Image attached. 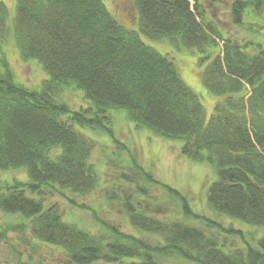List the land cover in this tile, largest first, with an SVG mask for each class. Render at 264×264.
Returning a JSON list of instances; mask_svg holds the SVG:
<instances>
[{
	"label": "trees",
	"instance_id": "obj_1",
	"mask_svg": "<svg viewBox=\"0 0 264 264\" xmlns=\"http://www.w3.org/2000/svg\"><path fill=\"white\" fill-rule=\"evenodd\" d=\"M217 2L134 0V31L118 22L102 0H15L9 27L0 1V48L11 31L21 59L37 62L47 75L38 90L16 83L0 50V171L22 169L27 175L26 181L0 184V215L25 220H0V243L9 244V234L19 233L20 242L32 250L41 244L60 248L70 264H165L168 259L264 264V237L253 246L226 248L225 240L183 219L239 233L201 218L183 194L133 164L131 156L134 173L116 174L119 182L106 187L103 197L109 209L121 207L129 224L155 242L102 221L103 232L87 231L66 222L63 208L49 198L58 195L77 207L76 197L97 189L89 131L106 135L115 147L112 160L123 163L127 149L112 131V112H123L137 128L180 140V153L190 161L212 166L211 210L264 227V49L253 40L224 35L206 7ZM263 11L264 0H236L230 5L232 24L244 28L246 15L255 18ZM245 28L252 31L250 25ZM141 37L167 40L198 56L201 82L216 98L208 121L172 60ZM69 88L83 95L87 108L73 110L61 100ZM155 188L167 205L158 203ZM19 252L13 250L15 264H30L20 260Z\"/></svg>",
	"mask_w": 264,
	"mask_h": 264
},
{
	"label": "rangeland",
	"instance_id": "obj_2",
	"mask_svg": "<svg viewBox=\"0 0 264 264\" xmlns=\"http://www.w3.org/2000/svg\"><path fill=\"white\" fill-rule=\"evenodd\" d=\"M6 7L7 25L10 27L15 15V0H0ZM113 17L123 26L130 30L137 31V12L134 0H102ZM236 0H219L216 5L206 6L213 16V20L225 36L238 37V39H250L259 43L264 49V11L255 18L245 16V27H252L247 30L245 27H237L232 24L230 15V5ZM142 40L161 55L168 56L175 65L178 74L184 83L195 92L205 111L206 121L209 120L216 103L215 96L209 94L202 82V65L199 64L198 56L178 49L173 43L162 40L160 42ZM0 50L12 73L13 80L22 86L38 90L47 79L46 73L35 61H24L21 59L13 33H7ZM1 56V54H0ZM73 110L85 109L88 104L84 101L83 95L73 88L66 89L60 96ZM112 128L114 137L125 145L127 152L124 155L123 163H116L112 160L115 147L111 140L101 132H87L86 134L95 141V149L91 154L90 163L99 179L97 189L90 192L85 197H76L77 207L70 205L58 195H50V201L57 202L64 210L63 219L66 222L75 224L87 231L101 233L102 228L99 221L108 226L118 228L123 234L133 237H145L155 242L152 236L143 235L135 230L128 220L121 214L118 205L114 204L112 209L107 207V202L103 197L104 189L118 183L116 174L120 172L134 173L128 157H133V164L139 165L144 170L149 171L159 182H162L187 198L190 208L201 218L211 220L225 229H233L238 234H226L221 230L204 227L203 221L193 219H183L186 222L204 228L208 234H214L219 241H226V248H242L245 244L255 245L264 237V227H256L244 224L238 220L230 219L223 215H218L208 206L207 193L210 185L215 181L216 176L212 166L206 163H196L180 153L181 141L168 140L155 136L145 129L137 128L127 120L123 112H112ZM132 164V165H133ZM119 165V166H118ZM115 173V176H108ZM15 180L26 181L27 175L22 169H11L0 171V184L11 183ZM152 194L158 198L162 205L167 201L162 199L159 189H153ZM71 196V195H70ZM73 198V196H71ZM79 206H82L79 208ZM84 207V208H83ZM117 209V210H116ZM172 209V208H171ZM170 209V210H171ZM1 222L5 224H16L22 221L17 216L0 215ZM19 233L9 234V244L0 243V264H15L17 255L13 250L20 251L19 258L24 263L30 264H70L65 260L63 251L60 248L41 244L30 249L28 244L20 242ZM24 237L31 240L28 231L24 232ZM31 256V261L29 260ZM106 264V263H95ZM117 264V263H116ZM165 264H190L179 259H168Z\"/></svg>",
	"mask_w": 264,
	"mask_h": 264
}]
</instances>
